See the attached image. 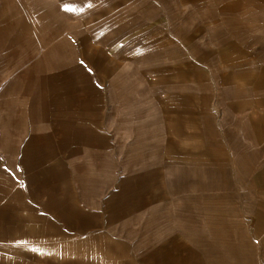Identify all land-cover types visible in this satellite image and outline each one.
<instances>
[{
    "label": "rangeland",
    "instance_id": "374dc122",
    "mask_svg": "<svg viewBox=\"0 0 264 264\" xmlns=\"http://www.w3.org/2000/svg\"><path fill=\"white\" fill-rule=\"evenodd\" d=\"M130 1L107 0V8L124 15ZM183 2L142 4L143 14L155 10L162 45H142L152 31L139 16L107 24L108 49L116 42L132 57L126 51L137 44L155 60L152 108L131 90L134 70L123 82L117 72L95 71L105 90L98 76L87 86L84 71L68 73L70 62L99 59L67 31L78 24L56 19L55 0H0V264H264L242 170L166 154L159 94L170 87L178 94L176 68L185 55L195 61L194 30L185 39L180 19L196 13Z\"/></svg>",
    "mask_w": 264,
    "mask_h": 264
},
{
    "label": "crops",
    "instance_id": "0c3cea01",
    "mask_svg": "<svg viewBox=\"0 0 264 264\" xmlns=\"http://www.w3.org/2000/svg\"><path fill=\"white\" fill-rule=\"evenodd\" d=\"M55 1L56 19L59 21L60 17V22L72 26L78 24L77 29L70 27L67 31L74 38H85L84 55L97 54L99 59L98 66L88 63L85 57H82L83 63L72 62L71 66L70 62L68 73L73 75L74 69L84 71L83 81L87 86L98 76L99 87L105 90L106 79L95 71L117 72L123 82L134 70L138 80L132 82L131 90L136 88L135 94L140 100L153 108L157 92L150 73L156 69L155 60L141 45H135L136 51H126L132 57L117 52L116 42L109 49L106 47L107 36L114 35L107 24L125 23L137 16L136 20L152 31L142 45L146 48L162 45L155 43V25H152L155 10L144 14L142 10V4L153 6V0H131L124 15L123 11L112 14L110 11L117 7L107 8V0ZM181 5L195 9L194 18L185 15L180 19L185 39L191 40L194 30L195 43L189 55L195 61L185 55L176 68L180 77L173 87L179 85L178 94L172 93V87L166 88V94H159L161 100L166 99V154L174 152V157L179 155L197 164H207L209 160L212 166L225 165V162L241 169L255 197L250 215L255 241L264 248V0H185ZM187 43L185 50L191 44ZM163 44H166L165 38ZM165 48L163 45L161 67L166 71ZM50 53L57 54L58 45ZM252 136L258 152L254 160ZM212 235L221 237L224 233L214 231ZM47 253L53 256L52 251Z\"/></svg>",
    "mask_w": 264,
    "mask_h": 264
}]
</instances>
